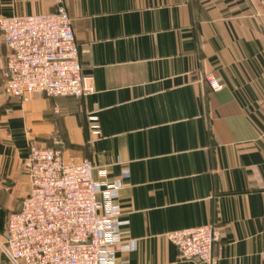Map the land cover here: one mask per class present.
<instances>
[{
  "label": "crops",
  "instance_id": "obj_1",
  "mask_svg": "<svg viewBox=\"0 0 264 264\" xmlns=\"http://www.w3.org/2000/svg\"><path fill=\"white\" fill-rule=\"evenodd\" d=\"M85 98L10 99L0 33V233L31 192L32 146L120 182L116 264L182 261L168 235L217 225L218 264H264V6L258 0H63ZM55 0H0V18ZM216 74L225 87L212 93ZM99 133L95 132V122ZM0 264H11L0 251Z\"/></svg>",
  "mask_w": 264,
  "mask_h": 264
},
{
  "label": "built area",
  "instance_id": "obj_2",
  "mask_svg": "<svg viewBox=\"0 0 264 264\" xmlns=\"http://www.w3.org/2000/svg\"><path fill=\"white\" fill-rule=\"evenodd\" d=\"M45 15L0 18V33L10 50L4 87L21 103L34 94L47 98H85L86 83L72 20L63 0ZM264 6V0H258ZM212 93L225 85L216 74L204 79ZM96 118L94 130L99 133ZM31 192L0 233V251L11 264H116L120 211L114 206L120 182H108L106 170L89 160L67 165L58 148L32 146L27 161ZM182 261L218 264L217 225L168 235Z\"/></svg>",
  "mask_w": 264,
  "mask_h": 264
}]
</instances>
